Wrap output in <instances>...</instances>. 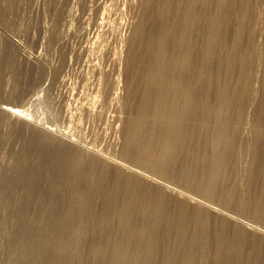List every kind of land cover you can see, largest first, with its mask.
<instances>
[{"label": "rangeland", "instance_id": "rangeland-1", "mask_svg": "<svg viewBox=\"0 0 264 264\" xmlns=\"http://www.w3.org/2000/svg\"><path fill=\"white\" fill-rule=\"evenodd\" d=\"M103 158L264 230V0H0V264H264Z\"/></svg>", "mask_w": 264, "mask_h": 264}, {"label": "bare ground", "instance_id": "bare-ground-1", "mask_svg": "<svg viewBox=\"0 0 264 264\" xmlns=\"http://www.w3.org/2000/svg\"><path fill=\"white\" fill-rule=\"evenodd\" d=\"M131 2V1H130ZM90 11V10H89ZM132 18V17H131ZM126 19V18H125ZM83 26V25H82ZM219 27V26H218ZM9 34V33H8ZM12 39V38H11ZM133 39H134V36H133ZM120 40V39H119ZM12 42H13V39L11 40ZM118 41V40H117ZM15 43V45H17L18 47H21L19 44H18V42H14ZM22 45V44H21ZM113 49V48H112ZM40 51V50H39ZM23 52H25V51H23ZM112 52V51H111ZM117 52V51H116ZM32 53V52H31ZM114 53V52H113ZM29 54V53H28ZM70 55V54H69ZM33 56V55H32ZM115 56V55H114ZM37 58V57H36ZM120 58V57H119ZM27 59L29 60V62L30 61H32V62H34V60L30 57V56H28L27 57ZM40 60V59H39ZM114 60V59H113ZM120 60V59H119ZM41 61V60H40ZM70 61V60H69ZM41 63V62H40ZM53 63V62H52ZM120 65V64H119ZM51 66V65H50ZM47 68V67H46ZM52 68V67H51ZM113 68V67H112ZM156 68V67H155ZM159 68V67H158ZM95 70V69H94ZM160 70V69H159ZM200 70H202V69H200ZM158 71V70H157ZM156 74V73H155ZM161 74V73H160ZM53 75V74H52ZM163 77V76H162ZM48 78V77H47ZM52 78V77H51ZM61 79V78H60ZM77 79V78H76ZM117 79V78H116ZM87 80V79H86ZM156 80V79H155ZM70 81V80H69ZM89 81V80H88ZM47 82V81H46ZM57 82V81H56ZM157 82V81H156ZM43 83V82H42ZM47 84V83H46ZM50 85V84H49ZM72 85V84H71ZM110 85V84H109ZM116 85V84H115ZM93 86V85H92ZM35 87H37V86H35ZM74 87V86H73ZM35 89V88H34ZM45 89V88H44ZM65 90V89H64ZM96 90H98V89H96ZM41 91H42V88H41ZM40 91V93H42ZM194 91V90H193ZM68 92V91H67ZM112 92H113V90H112ZM191 92V91H190ZM40 93H38V94H40ZM94 93V92H93ZM108 93V92H107ZM42 95V94H41ZM40 95V96H41ZM96 95V94H95ZM113 95V94H112ZM38 96V95H37ZM45 97V96H44ZM29 98V97H28ZM38 98V97H37ZM50 98V97H49ZM113 98V97H112ZM34 99V98H33ZM39 99V98H38ZM29 100V99H28ZM40 100H42L41 98H40ZM203 100V99H202ZM94 101V100H93ZM111 101V100H110ZM38 102V101H37ZM64 102H66V101H64ZM40 103V102H39ZM198 103V102H197ZM96 104V103H95ZM120 104V103H119ZM202 104V103H201ZM77 105V104H76ZM94 105V104H93ZM111 105V104H110ZM50 106V105H49ZM84 106V105H83ZM67 107V106H66ZM89 107V106H88ZM82 108V107H81ZM90 108V107H89ZM88 108V109H89ZM93 108V107H92ZM111 108H112V106H111ZM67 109V108H66ZM83 110V109H82ZM87 110V109H86ZM11 111V113L13 114V115H22V114H18V113H16V110L15 109H13V110H10ZM18 111V110H17ZM51 111V110H50ZM48 112V111H47ZM20 113V112H19ZM92 113V112H91ZM171 113H175L174 111L173 112H171ZM170 113V114H171ZM176 114V113H175ZM174 114V115H175ZM90 115V114H89ZM120 115V114H119ZM25 116V115H24ZM30 116V115H29ZM172 116V115H171ZM80 117V116H79ZM167 117H169L168 115H167ZM23 118H25V117H23ZM52 118V117H51ZM56 118V117H55ZM81 119H82V117H81ZM169 119V118H168ZM31 120V119H30ZM50 120V119H49ZM54 120V119H53ZM112 120V119H111ZM170 120V119H169ZM172 120V119H171ZM198 121V120H197ZM201 121H202V119H201ZM122 122V121H121ZM192 122V121H191ZM118 123V122H117ZM201 123V122H200ZM34 124V123H33ZM194 124V123H193ZM197 124V123H196ZM35 125H37V126H40L39 127V130L41 131V132H44L43 134L45 135V137H48V138H50V139H59V140H62V141H64V143H67V144H69V145H76V147H79L81 150H83L86 154L87 153H94V152H92V150L90 149V148H85L84 147V149L83 148H81L82 146H83V144H82V146L80 145V144H77V142H73V140L74 139H70V138H68L67 136H65V135H62L61 133H58V132H56L55 130H54V128H52V127H49V125L48 126H43V125H40V124H35ZM46 125V124H45ZM116 125V124H115ZM115 125H114V127H115ZM203 127V126H202ZM33 130H37V128L36 127H33ZM93 130V129H92ZM60 132H62L61 130H60ZM64 132V131H63ZM67 135H69L68 133H67ZM73 138V137H72ZM111 144V143H110ZM96 155V154H95ZM98 155V154H97ZM109 158V157H108ZM110 158H112V157H110ZM106 162H108V163H111V164H113V165H116L117 167H120L125 173H127V174H132V175H135V176H137V177H140L141 179H143V180H145V181H147V182H150V183H152V184H157L158 186H161L163 189H165L168 193H170V194H172L173 196H177V197H180L181 199H185L187 202H189V203H191V204H194V205H197V206H201V207H206V208H208V209H210V210H212V211H215L216 213H220V214H222V215H224L225 217H227V218H229V219H231V220H233V221H235V222H237V223H239V224H242V225H244L246 228H248V229H250V230H253V231H256V232H258V233H261L262 235H264V230H262V229H260V228H258L257 226H253V225H251V224H249V223H246V222H243L242 220H240L239 219V217L237 218V216L235 217V216H233V215H231V214H229V213H226V212H223V211H221L220 209H218V208H216V207H214V205L213 206H211V204L209 205V203L207 204V202H205V201H203V200H199V199H197L196 197H192V196H189L188 194H186V193H183L181 190L179 191V190H177V189H175V188H173V187H171L170 185H167V184H165L164 182H162V181H160V180H158V179H155V178H153V177H151L152 175H149V174H146V172L144 173L142 170H138V168H133V167H130L129 165H126V164H124V163H122V162H120V161H114L115 160V158L112 160H110V159H107V158H103ZM132 166V165H131Z\"/></svg>", "mask_w": 264, "mask_h": 264}]
</instances>
